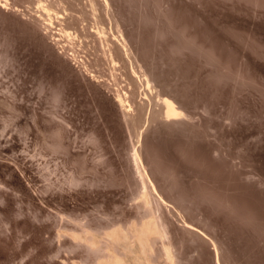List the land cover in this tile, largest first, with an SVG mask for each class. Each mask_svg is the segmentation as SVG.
Returning <instances> with one entry per match:
<instances>
[{"label": "rangeland", "instance_id": "obj_1", "mask_svg": "<svg viewBox=\"0 0 264 264\" xmlns=\"http://www.w3.org/2000/svg\"><path fill=\"white\" fill-rule=\"evenodd\" d=\"M87 1L0 5V264H264V0Z\"/></svg>", "mask_w": 264, "mask_h": 264}, {"label": "bare ground", "instance_id": "obj_2", "mask_svg": "<svg viewBox=\"0 0 264 264\" xmlns=\"http://www.w3.org/2000/svg\"><path fill=\"white\" fill-rule=\"evenodd\" d=\"M87 2H89L90 4L89 5H91L93 8H95L97 5H96V0H88ZM101 2L104 4V6L109 10L110 8H109V0H101ZM39 7L41 8V9H43L45 12L43 13V14H41V17H44V21H46L45 23L44 22H42V23H44V26L47 28V29H49V28H51L52 26L51 25H53V15L55 14V16H56V14H57V16H62L63 17V15H61V13L59 12V11H57L55 8H53L52 6H50V5H48V4H44L45 2H43V0H39ZM10 4V0H0V5H3L4 7H7V5H9ZM96 5V6H95ZM37 6V7H38ZM90 6V7H91ZM91 7V8H92ZM92 8V9H93ZM105 8V9H106ZM65 9V8H64ZM106 9V10H107ZM95 10H97V8L95 9ZM94 11V10H93ZM63 13V12H62ZM44 15V16H43ZM108 15H109V13H108ZM40 16V15H39ZM45 16H47V17H45ZM42 19V18H41ZM41 21H43V20H41ZM103 25V24H102ZM98 27V26H97ZM102 27V26H101ZM99 29H98V33L100 34V35H103V32H104V29L102 28H100V26L98 27ZM67 31V30H66ZM65 31V32H66ZM96 32V31H95ZM68 33V32H67ZM121 36V35H120ZM102 37V36H101ZM116 37V36H115ZM119 37V36H118ZM122 38V37H121ZM56 39V38H55ZM123 42H124V40H123ZM120 45H122V47H120V50H122V49H124V53H126V54H128V52H127V50H128V48H127V45L126 44H120ZM115 46V45H114ZM117 46V45H116ZM119 47L117 48V49H119ZM110 48H114V47H110ZM113 50H110V55H111V59H112V62H113V64L114 65H117V60L114 58V54H113V52H112ZM116 51V50H115ZM120 52V51H119ZM123 54V53H122ZM124 55V54H123ZM135 68V67H134ZM136 71L137 70H134V74H136ZM133 74V73H132ZM133 74V75H134ZM138 75V74H137ZM142 75V74H141ZM140 76V75H139ZM143 80L145 81V83H146V86H151V79H149V77L146 75V73L144 72L143 73ZM142 77H141V79H142ZM136 78V77H135ZM136 80V79H135ZM143 82V81H142ZM149 88V87H148ZM153 88V87H152ZM144 89V88H143ZM146 90V89H145ZM128 92V91H127ZM127 92H124V93H119L118 92V94L116 95V100L118 101V103L120 104V106H124V107H127V108H129V109H132V107L134 106V104H132V100H130V98H129V93H127ZM145 95H146V92H145ZM131 97V96H130ZM159 97H161L160 99L162 100H160L161 102H162V104H163V114H164V116L167 118V119H171V118H179L181 115H183V111L184 110H182L181 108H180V106L177 104V102H175V100H173L171 97H169V96H167V95H163V96H159ZM151 106V105H150ZM124 109H126V108H124ZM130 111V110H129ZM172 120V119H171ZM136 149V148H135ZM134 157V156H133ZM135 160L137 161V163L138 164H140V166L141 165H143V163H142V157H141V155H140V153L139 152H136L135 153ZM136 161H134V162H136ZM137 164V165H138ZM139 166V165H138ZM142 168V167H141ZM141 168H140V170L139 171H141L142 172V170H141ZM146 172V171H145ZM145 174V173H144ZM141 175H143V174H141ZM140 175V176H141ZM147 175V174H146ZM149 175V174H148ZM147 175V177H148V179H149V181H150V183L152 184V186L154 187L153 189H155L156 190V185L154 184V182H153V180L151 179V177L149 178V176ZM144 177V176H143ZM142 177V178H143ZM145 184V183H144ZM145 193V192H144ZM159 193V192H158ZM146 194H147V192H146ZM144 195V194H143ZM143 197V196H142ZM145 199H147V198H144V200ZM164 200V199H163ZM148 201V200H147ZM163 202V201H162ZM145 204H149L148 202H146ZM151 219V218H150ZM153 220H155V219H153ZM153 220H151L150 222H148V223H145V224H143L142 226L140 225L139 227H138V225L137 226H134L133 228H132V231H133V234H134V237L136 238L135 239V241H136V244H135V246H133L132 244H131V241L129 240V236H128V234H126V233H124L125 231H120V230H115V231H113V234H112V237H113V239H110V240H112V243H113V245H116V246H120V247H122L123 249H124V252H125V254L127 253H134L135 254V256H134V258H135V262H136V258H138V257H141V256H144V255H147V252H148V249L150 248V245L152 246V244H150L151 243V239L153 238H151V236L152 235H154L155 236V238H156V235L159 237V235L158 234H160V230L161 229H159L160 227H158V225H157V223H155ZM156 221V220H155ZM188 223V222H187ZM189 226V224L187 225V227ZM191 228V227H190ZM193 229H194V227H193ZM200 233V232H199ZM133 234H131L132 236H133ZM131 235H130V237H131ZM163 235H164V233H163ZM202 235V234H201ZM111 237V236H110ZM202 237H203V235H202ZM204 238V237H203ZM92 243H96V241L94 240V238L92 239ZM150 244V245H149ZM167 244V243H166ZM213 246H215V245H213ZM110 247H111V245H110ZM217 247V246H216ZM166 248V247H165ZM115 249V248H114ZM116 250V249H115ZM150 250V249H149ZM117 251V250H116ZM173 251V250H172ZM219 252V251H218ZM114 253V252H113ZM166 253H167V255H169L170 256V251H169V249H166ZM214 253H215V250H214ZM219 254V253H218ZM129 255H131V254H129ZM216 255H217V251H216ZM214 256V255H213ZM124 257H125V255H124ZM124 257L122 258V257H120V255L118 256V255H116V254H113V255H111V257L109 258V260H107V261H105L103 264H127V263H129V262H127L126 260L127 259H124ZM133 256L131 255V258H132ZM217 257H218V255H217ZM141 259V258H140ZM215 259V258H214ZM137 261H139L138 259H137ZM127 262V263H126ZM175 264V263H174Z\"/></svg>", "mask_w": 264, "mask_h": 264}]
</instances>
